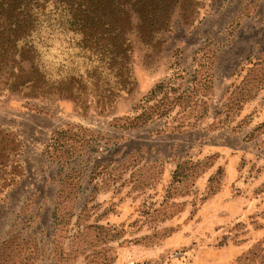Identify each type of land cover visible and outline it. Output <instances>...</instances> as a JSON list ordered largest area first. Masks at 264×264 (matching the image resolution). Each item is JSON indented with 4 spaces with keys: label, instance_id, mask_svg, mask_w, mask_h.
Segmentation results:
<instances>
[{
    "label": "rangeland",
    "instance_id": "1",
    "mask_svg": "<svg viewBox=\"0 0 264 264\" xmlns=\"http://www.w3.org/2000/svg\"><path fill=\"white\" fill-rule=\"evenodd\" d=\"M198 12L189 23L176 18L164 52L148 64L136 47V91L109 113L68 99L0 101V127L25 144L24 176L0 202V245L23 230L43 250L36 264H56L54 240L65 249L58 264L106 255L108 264H264V0H205ZM161 83L178 89L163 101L166 116L116 127L145 106L162 108L165 93L144 104ZM74 125L100 139L72 161L84 163L85 175L68 233L56 236L52 216L67 169L43 149L53 132ZM97 225L121 238L105 241ZM85 227L93 246L74 252L71 238Z\"/></svg>",
    "mask_w": 264,
    "mask_h": 264
},
{
    "label": "trees",
    "instance_id": "2",
    "mask_svg": "<svg viewBox=\"0 0 264 264\" xmlns=\"http://www.w3.org/2000/svg\"><path fill=\"white\" fill-rule=\"evenodd\" d=\"M204 1L0 0V101L13 95L68 99L80 110L94 107L100 114L109 113L119 100L136 91V47L146 51L148 64L164 52L165 37L174 29L176 18L184 23L194 21ZM166 86L157 85L144 99V104L150 105L159 93H165L160 100L162 108L145 106L140 115L128 117L124 125L116 127L140 128L166 116L163 101L170 90H178ZM189 92L184 90L180 99L189 98ZM99 139L100 135L88 128L68 126L53 132L43 149L47 161L67 169L52 216L56 236L68 233L85 175L84 163L71 166L72 161L84 157L87 148ZM24 150V141L15 131L0 127V202L24 176ZM87 211L85 205L79 221ZM91 228L102 231L109 243L121 238L116 228ZM23 235V230L11 231L1 243L0 264L37 263L43 250L34 237L24 239ZM94 239L88 227L78 229L71 238L74 252H86ZM53 243L58 264L65 249L55 240ZM108 260L106 255L102 262L91 264H108Z\"/></svg>",
    "mask_w": 264,
    "mask_h": 264
}]
</instances>
